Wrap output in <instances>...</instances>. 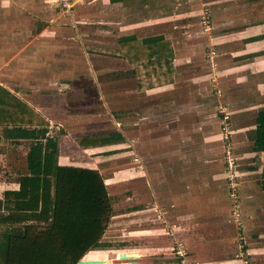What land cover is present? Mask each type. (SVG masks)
<instances>
[{
  "label": "crops",
  "instance_id": "obj_1",
  "mask_svg": "<svg viewBox=\"0 0 264 264\" xmlns=\"http://www.w3.org/2000/svg\"><path fill=\"white\" fill-rule=\"evenodd\" d=\"M20 1L26 3L21 5ZM52 1L43 0L39 4L38 1L33 0H0V86L27 102L49 123H52V120L45 116L42 108L48 109L51 101L62 100L61 94L64 91L61 90L62 86L59 82V85H56L55 88L59 91L58 94L54 92L53 88L46 90L53 92L52 95L47 96H35L33 94L25 99L19 94H21L20 92L29 91L35 93L38 90L45 92L43 89L44 81H47V78L58 76L57 72H49L51 63L49 66L50 61L47 59L44 61L43 53H47L50 49L60 45L59 40H62L58 36L53 38L54 36L46 35L50 27L55 28L54 31L57 33L60 28V23H57V21L62 18L61 16H63V19L65 17L61 13L53 16L54 18L51 17V14H53L52 7L55 8L56 5ZM75 1L79 0H74V3ZM86 1H84L85 7L88 5H91L90 7H102L101 2H105L104 0H88L89 4H87ZM106 1L108 13L111 15L107 20L106 28H108V33L112 35L113 48H117L120 53H122L120 45L126 42L158 35L170 41L172 80L169 84L156 87L153 90L154 93L161 92L162 89L179 92V89L183 87V82H186V85L190 86L189 93H194L190 97L192 103H189L188 106L196 104V99H199L197 94L199 93L200 96H204L203 98H206L205 95L208 94L214 95L213 97L218 103L215 105L216 112L214 114L218 124V130L215 134L217 138L215 139L221 143L223 157L224 147L221 139V117L218 107L219 105L227 106L231 113L230 130L234 153L239 165L240 197L239 215L236 216L232 213L233 216L231 215L229 218L228 208L231 206V201L228 195L229 201L214 192L204 191L208 195L202 197L201 200L199 197L196 198L191 187L186 186L185 189L180 191L185 190V193H182L179 197L185 200L186 206H192L194 211L185 222L197 223H189L188 227L181 225L180 229L186 230L183 233L180 232V234L178 230L174 232L175 226H171L170 232L172 234L166 233V235L163 234L165 236H162V238L157 237L163 246L144 245V247L140 246L139 248H124L115 253L114 260H116V254L121 252H135L139 254V258L114 263L113 259H110L112 257L109 256L110 264L111 261L112 264H123L124 262V264H127L130 260L135 261V264H181L180 258L173 252L175 239L181 241L186 247L188 264H264V151L255 150L253 142L256 116L258 111L264 108L263 0H203L200 10H194V4H192L193 8L191 7L192 10L189 11H187L188 7L190 8L189 3L193 0H173L172 3H176V10L170 16L168 22L156 15L154 17L139 15L138 20L129 21L132 20L130 15L134 13L139 12L140 14L143 10L152 13L153 6L161 5L164 0ZM183 3H186V5ZM180 5H182L181 9H179ZM205 7L208 9L211 22V28L207 30H203L200 21H194L193 17H197L198 14L199 19ZM20 13L28 15L29 19L20 18ZM40 14H42L41 18ZM38 25H41L39 29H37ZM22 29H30L32 34L25 37L23 34L26 33L19 32ZM24 39L26 40L25 55L22 54L23 48L19 45L20 40ZM80 40L81 44L83 43L86 46L82 42V36ZM64 51L65 49L62 48V50H58V53ZM91 51L96 53L94 50ZM84 52L88 57L91 54L88 51ZM195 62L199 63L200 67L194 64ZM25 64L31 71L33 69L42 70V73L34 74L35 77L42 76V80L31 83L26 82V84L18 81L17 74L22 68L21 66ZM28 68L23 67L22 69ZM16 69L18 73L15 72ZM96 73L98 71H92L88 66L84 69L78 68L75 73L77 77L75 83H82L85 78H88V88L97 92L99 90L96 85ZM59 77H61L60 74ZM62 85H66V83H62ZM25 88L26 90H24ZM80 88L84 87L81 85ZM83 99L84 97H81L80 100L75 101L81 102ZM76 118L78 117L76 116ZM57 125L61 124L58 123ZM91 130L87 134H81L74 140L81 151L89 153V151L117 147L123 144L124 155L128 157L123 160L128 166L119 172L124 175L122 180L128 181V183L138 180L149 185L142 156L136 150V146L130 142V138H132L130 135L125 134L124 131L109 132L120 133L123 138L122 142L87 148L78 145V139L107 134L94 133ZM64 136L69 137V135ZM58 142V163L60 165H71L67 159V154L60 155V145H62L60 138ZM25 155L26 152H24ZM87 155L89 157L85 159L86 165L80 167L96 169L99 173L104 171L106 175L107 165L101 164L103 162L96 160V158L94 161L95 156L93 155L95 154L89 153ZM116 174L115 171L111 175L109 173L106 175V179H114L113 176ZM256 176L259 177L256 178ZM218 177H222L224 180L228 194L225 165L224 170L218 173ZM214 182H211L212 186L215 185ZM14 184L16 188V182ZM152 188L153 186H151ZM201 188L203 189V186ZM204 190L206 189L204 188ZM200 201L203 202L201 205ZM226 204H229V206ZM178 206L177 204L176 208L179 213ZM200 206H203V208ZM157 211L158 219H161L164 213L161 208H157ZM200 211H203V214L196 213ZM184 215L182 213L180 217Z\"/></svg>",
  "mask_w": 264,
  "mask_h": 264
},
{
  "label": "rangeland",
  "instance_id": "obj_2",
  "mask_svg": "<svg viewBox=\"0 0 264 264\" xmlns=\"http://www.w3.org/2000/svg\"><path fill=\"white\" fill-rule=\"evenodd\" d=\"M33 1H38L41 4L43 0ZM84 1H75L72 15L65 16L64 19L61 16L62 20L58 19L57 23H60V28L57 33L53 27H50L46 32L47 36H54L53 38L58 36L62 39H58L60 45L50 49L47 53L43 52L44 61L45 59L50 61L49 66L51 63L49 72H57L58 76L47 78V81H44L45 92L40 90L35 93H32L33 91L20 92L19 96L26 99L33 94L35 96L52 95L53 92L46 91L51 90L50 88H53L54 92L58 94L59 91L55 88L59 82L62 86L61 90L64 91L61 94L62 100L51 101L48 109L42 108V110L45 116L52 120L50 123L52 125H49L50 134L57 137L58 140L60 138L62 144L60 145V155L67 154L71 165L85 166V159L89 157L87 154H95L93 155L95 156L94 161L96 158L103 162L101 164L107 165L106 175L109 173L111 175L114 171L117 172L113 176L114 179L109 180L106 179L104 171L100 173L110 200V218L102 236V243L105 246L88 251L82 258L86 260L98 259L103 264H108L115 253L124 248H139L144 245L163 246L159 238L165 236L166 233H171V226H175L174 232L178 230L180 234L186 230L180 229L181 225L188 227L189 223L196 224L197 222H185L194 211L192 206H186L185 200L179 197L185 193V190L180 191L186 186L191 187L196 198L199 197L201 200L202 197L208 195L204 191L214 192L228 201L229 199L224 180L222 177H218V173L224 170V157L221 143L215 139L217 138L215 134L218 124L214 114L216 112L215 105L218 103L213 97L214 95L208 94L205 95L206 98H203L204 96H200L198 92L199 99H196V104L188 106L189 103H192L190 97L194 93H189L190 86H187L186 82H183V87L179 89V92L162 89L161 92L154 93L153 90L159 85L171 82V75L166 76L165 68L157 66L154 61L148 63L144 59L136 66L124 58L117 48H113L112 35L106 28L107 20L111 17L108 13L107 1L101 2L102 7H90L91 5L85 7ZM193 1H190V8L188 7L187 11L192 10V4H194V10H200L203 0ZM52 2L56 5L55 8L52 7L51 17L61 13L57 1L53 0ZM86 2L89 4L88 0ZM172 2L174 1L164 0L161 5H154V8L151 9L152 13L144 10L140 14L139 12L134 13L130 15L132 20L129 21L138 20L139 15L143 17L156 15L168 22L176 10V3ZM25 3V1H20L21 5ZM183 4L186 5V3ZM182 5L179 6V9L182 8ZM41 16L42 14H40V18ZM203 16H207L210 20V14L206 7L199 19L198 14L197 17H193L194 21H200L203 30H205ZM20 18L29 19L28 15L22 13H20ZM54 25L57 26L55 23ZM40 26L38 25L37 29ZM210 28L211 22L207 29ZM19 32L26 33L23 34L25 37L32 34L30 29H22ZM81 36L82 42L86 46L81 44ZM25 44V39L20 40L19 45L24 49H22L24 55L26 54ZM62 48L65 51L59 52V54L58 50H62ZM84 51L91 53L90 56L88 57ZM58 64H60L57 66L59 70L54 67ZM194 64L200 67L199 63L195 62ZM87 66L92 71H98L95 76L99 90L97 92L88 88V78H85L82 83H75L76 70L84 69ZM21 67L28 68L27 64ZM22 68L19 73L17 69L15 70L18 73V81L26 84V82L42 80V76L35 77L34 75L42 73V70L33 69L31 71L29 68ZM62 83H66V85H62ZM81 85L84 88L79 89ZM81 97H84L82 103L75 101L80 100ZM58 123L61 125H57ZM90 130L94 133L110 135L86 139L83 141L86 144L89 141H121L119 135L109 132L124 131L125 134L130 135L132 137L130 142L136 146V150L142 156L149 185L138 180H134L132 183L122 180L124 175L119 172L128 166L123 160L128 158L127 155H124L123 144L89 151V153L81 151L74 140L81 134H87ZM64 135H69V137ZM30 143L29 140L0 139V196L7 188H14L18 177L25 174L24 152L28 150ZM258 177L256 176V178ZM212 181H215L213 186L211 185ZM151 186H153L152 189ZM202 203L200 201V205ZM177 204L179 213L176 208ZM226 205L229 206V204ZM200 207L203 208V206ZM157 208H161L165 214L161 219H158ZM229 208L230 218L231 215L233 216L232 203ZM202 212L196 213L203 214ZM182 213L185 215L180 217ZM152 231L156 233L154 234ZM109 256L112 258L108 259ZM113 262H121V260L113 258ZM130 262L131 260L128 263L130 264Z\"/></svg>",
  "mask_w": 264,
  "mask_h": 264
},
{
  "label": "trees",
  "instance_id": "obj_3",
  "mask_svg": "<svg viewBox=\"0 0 264 264\" xmlns=\"http://www.w3.org/2000/svg\"><path fill=\"white\" fill-rule=\"evenodd\" d=\"M120 47L130 63L154 61L171 75L172 49L163 36ZM49 125L27 102L0 86V139L31 141L25 174L15 181L16 188L0 196V264H76L88 251L105 246L110 200L103 177L96 169L60 165L58 139ZM114 134L120 142H83L97 135L77 143L83 148L121 143L122 135ZM253 142L255 150L264 151V108L256 116Z\"/></svg>",
  "mask_w": 264,
  "mask_h": 264
},
{
  "label": "built area",
  "instance_id": "obj_4",
  "mask_svg": "<svg viewBox=\"0 0 264 264\" xmlns=\"http://www.w3.org/2000/svg\"><path fill=\"white\" fill-rule=\"evenodd\" d=\"M61 13L65 16H71L73 12L74 0H56ZM209 18L203 16V25L205 30L209 27ZM218 112L220 113V131L221 139L224 147V165L226 174V183L228 187V196L233 205L232 213L239 215V172L238 162L234 153L232 136H231V113L227 106L219 105ZM174 254L180 258L181 264H188L187 250L183 243L175 239V246L173 247Z\"/></svg>",
  "mask_w": 264,
  "mask_h": 264
},
{
  "label": "bare ground",
  "instance_id": "obj_5",
  "mask_svg": "<svg viewBox=\"0 0 264 264\" xmlns=\"http://www.w3.org/2000/svg\"><path fill=\"white\" fill-rule=\"evenodd\" d=\"M128 253V252H127ZM131 256V258H139V254L137 253H130L129 254ZM120 253L116 254V259L118 260H127L126 258H122L120 257ZM113 259V258H112ZM115 259V258H114ZM101 260H96V259H90V260H86V259H81V261L79 262V264H103L102 262H100ZM125 263V262H124ZM123 263V264H124ZM129 264V263H128ZM132 264V263H130Z\"/></svg>",
  "mask_w": 264,
  "mask_h": 264
},
{
  "label": "water",
  "instance_id": "obj_6",
  "mask_svg": "<svg viewBox=\"0 0 264 264\" xmlns=\"http://www.w3.org/2000/svg\"><path fill=\"white\" fill-rule=\"evenodd\" d=\"M129 254H130V253L121 252V253H120V255H121L120 257H122V258H126V259H132L131 256H130ZM80 261H81V260H79L76 264H79ZM130 263L135 264L136 262H135V261H131ZM108 264H110V261H109Z\"/></svg>",
  "mask_w": 264,
  "mask_h": 264
}]
</instances>
